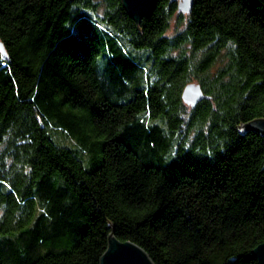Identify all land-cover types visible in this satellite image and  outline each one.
I'll use <instances>...</instances> for the list:
<instances>
[{
	"label": "trees",
	"instance_id": "obj_1",
	"mask_svg": "<svg viewBox=\"0 0 264 264\" xmlns=\"http://www.w3.org/2000/svg\"><path fill=\"white\" fill-rule=\"evenodd\" d=\"M191 2L0 0V264H259L264 0Z\"/></svg>",
	"mask_w": 264,
	"mask_h": 264
},
{
	"label": "water",
	"instance_id": "obj_2",
	"mask_svg": "<svg viewBox=\"0 0 264 264\" xmlns=\"http://www.w3.org/2000/svg\"><path fill=\"white\" fill-rule=\"evenodd\" d=\"M159 0H122V4L128 15L135 22L149 17L154 12ZM192 8L191 0H179V10L190 13ZM0 51L5 59L8 54L4 45L0 43ZM182 98L188 106L195 107L200 101L206 99L201 87L198 84H188ZM244 131L256 132L264 135V119H256L244 125ZM259 264H264V243L259 245L253 252ZM100 264H154L148 254L138 245L132 242H121L115 237L109 238L108 249L103 255Z\"/></svg>",
	"mask_w": 264,
	"mask_h": 264
}]
</instances>
